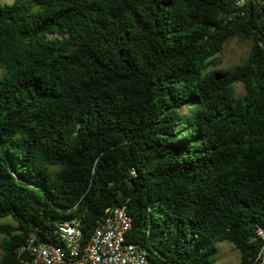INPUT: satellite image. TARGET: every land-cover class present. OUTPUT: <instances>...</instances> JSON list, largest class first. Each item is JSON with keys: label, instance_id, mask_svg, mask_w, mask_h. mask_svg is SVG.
<instances>
[{"label": "trees", "instance_id": "trees-1", "mask_svg": "<svg viewBox=\"0 0 264 264\" xmlns=\"http://www.w3.org/2000/svg\"><path fill=\"white\" fill-rule=\"evenodd\" d=\"M232 39L250 50L225 71ZM0 69V264L62 245L60 222L87 242L116 207L149 264H214L222 242L253 264L264 0H11Z\"/></svg>", "mask_w": 264, "mask_h": 264}, {"label": "built area", "instance_id": "built-area-1", "mask_svg": "<svg viewBox=\"0 0 264 264\" xmlns=\"http://www.w3.org/2000/svg\"><path fill=\"white\" fill-rule=\"evenodd\" d=\"M237 5L243 0H235ZM132 174L134 172L132 171ZM105 218L98 225L87 242H83L78 221H64L56 225V235L62 245L34 244V238L27 240V245L18 252L26 251L30 255L27 264H99L100 257L95 254L94 247L100 235L106 230L111 232L103 236L98 244V251L102 255H113L118 250L115 259L103 258L101 264H149L147 251L140 245L129 243V232L132 219L125 207L106 209ZM255 238L259 249L253 264H264V226H257ZM51 255V263L46 253Z\"/></svg>", "mask_w": 264, "mask_h": 264}, {"label": "rangeland", "instance_id": "rangeland-1", "mask_svg": "<svg viewBox=\"0 0 264 264\" xmlns=\"http://www.w3.org/2000/svg\"><path fill=\"white\" fill-rule=\"evenodd\" d=\"M11 0H0V4L9 5ZM250 41H239L232 39L228 41L219 55V64L217 68H223L225 71L233 68L239 64L240 60L247 56L250 50ZM0 69V76H1ZM244 93L241 85L236 86V96L240 97ZM8 219L1 222H7ZM1 239V236H0ZM1 254V251H0ZM214 264H239V253L228 242H222L218 244V252L215 255Z\"/></svg>", "mask_w": 264, "mask_h": 264}, {"label": "water", "instance_id": "water-1", "mask_svg": "<svg viewBox=\"0 0 264 264\" xmlns=\"http://www.w3.org/2000/svg\"><path fill=\"white\" fill-rule=\"evenodd\" d=\"M109 232H111V230H110V229H106V230L100 235V237H99V239L97 240L96 245H95V247H94V252H95V254L98 255V256L100 257L99 264H101V260H102L103 258L115 259V257L118 255V250H116V252H115L113 255H109V256H107V255H102V254H100L99 251H98V244H99L101 238H102L103 236H105V235H106L107 233H109ZM46 258H47V260L51 263V255H50L48 252L46 253ZM51 264H52V263H51Z\"/></svg>", "mask_w": 264, "mask_h": 264}]
</instances>
